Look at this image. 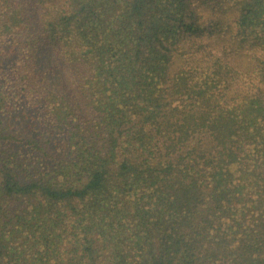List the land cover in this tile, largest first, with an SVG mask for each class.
Here are the masks:
<instances>
[{"label":"trees","instance_id":"obj_1","mask_svg":"<svg viewBox=\"0 0 264 264\" xmlns=\"http://www.w3.org/2000/svg\"><path fill=\"white\" fill-rule=\"evenodd\" d=\"M0 264H264V0H0Z\"/></svg>","mask_w":264,"mask_h":264}]
</instances>
